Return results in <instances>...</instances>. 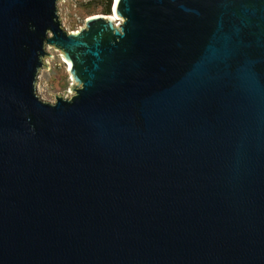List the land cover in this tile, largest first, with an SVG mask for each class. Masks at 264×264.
Returning <instances> with one entry per match:
<instances>
[{"label": "water", "instance_id": "water-1", "mask_svg": "<svg viewBox=\"0 0 264 264\" xmlns=\"http://www.w3.org/2000/svg\"><path fill=\"white\" fill-rule=\"evenodd\" d=\"M61 1L0 0V264H264V0Z\"/></svg>", "mask_w": 264, "mask_h": 264}, {"label": "rangeland", "instance_id": "rangeland-1", "mask_svg": "<svg viewBox=\"0 0 264 264\" xmlns=\"http://www.w3.org/2000/svg\"><path fill=\"white\" fill-rule=\"evenodd\" d=\"M58 7L61 22L64 28L69 31L75 30L77 27L83 25L82 21L88 17L86 13L82 12L84 7L79 5L78 0H63L59 2ZM96 12H99V10ZM112 14L113 13H111V15ZM47 49L53 54V57H46L48 68L43 69L39 74L40 78L37 85V92H40L41 98L52 101L58 93L62 95H64V93L65 95L70 94L68 92V87L71 83V79L67 71L68 65L61 59L59 51L50 47Z\"/></svg>", "mask_w": 264, "mask_h": 264}, {"label": "trees", "instance_id": "trees-1", "mask_svg": "<svg viewBox=\"0 0 264 264\" xmlns=\"http://www.w3.org/2000/svg\"><path fill=\"white\" fill-rule=\"evenodd\" d=\"M78 3L80 6L84 7V9H82V12L86 13L87 16L93 14L111 15L112 13L111 9L113 0H78ZM97 10H99V12H96Z\"/></svg>", "mask_w": 264, "mask_h": 264}, {"label": "built area", "instance_id": "built-area-1", "mask_svg": "<svg viewBox=\"0 0 264 264\" xmlns=\"http://www.w3.org/2000/svg\"><path fill=\"white\" fill-rule=\"evenodd\" d=\"M111 16H113V14H112ZM114 20H115V22H116V21H117V17H114ZM82 23H84V20L82 21ZM79 27H80V26H79ZM79 27H77L75 30H78ZM61 59H62V58H61ZM39 78H40V75H38V82H37V85H38V83H39ZM37 91H38V86H37ZM38 94L40 95V92H39Z\"/></svg>", "mask_w": 264, "mask_h": 264}]
</instances>
